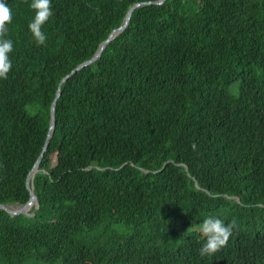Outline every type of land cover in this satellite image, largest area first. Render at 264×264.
Returning a JSON list of instances; mask_svg holds the SVG:
<instances>
[{
  "label": "trees",
  "instance_id": "16d2710c",
  "mask_svg": "<svg viewBox=\"0 0 264 264\" xmlns=\"http://www.w3.org/2000/svg\"><path fill=\"white\" fill-rule=\"evenodd\" d=\"M154 1L52 0L37 46L31 0H7L0 204L29 199L60 94L0 264H264V0ZM208 216L236 227L201 257Z\"/></svg>",
  "mask_w": 264,
  "mask_h": 264
},
{
  "label": "clouds",
  "instance_id": "9594fccd",
  "mask_svg": "<svg viewBox=\"0 0 264 264\" xmlns=\"http://www.w3.org/2000/svg\"><path fill=\"white\" fill-rule=\"evenodd\" d=\"M29 7L34 10V18L28 23V29L37 46H46L48 37L43 31L44 25L53 16L52 0H31ZM13 23V12L7 0H0V80H7L13 65L10 54L14 50L13 40L6 38L9 25ZM195 145L193 149L195 150ZM236 220L233 218L227 225L216 216L206 217L199 225L204 242L199 249L201 257H213L227 247Z\"/></svg>",
  "mask_w": 264,
  "mask_h": 264
},
{
  "label": "water",
  "instance_id": "95a60500",
  "mask_svg": "<svg viewBox=\"0 0 264 264\" xmlns=\"http://www.w3.org/2000/svg\"><path fill=\"white\" fill-rule=\"evenodd\" d=\"M164 0H156L154 1L155 3H162ZM140 4H143V3H136L135 5L131 6L127 13H126V16L124 17V20H123V23L117 27L116 29H114L106 39H104L98 49L96 50L95 54L88 60L82 62L81 64L77 65L71 72L70 74L76 72L77 70H79L80 68L90 64L91 62H93L96 58L99 57L101 51L104 49L105 45L114 37L116 36L120 31H122L124 29V27L127 25L128 21H129V18L131 16V13H132V10L134 9L135 6H138ZM70 74L66 75L61 81H60V84L67 78L70 76ZM60 94V89L58 88L56 94H55V97L51 103V107H50V118H49V125H48V132H47V137H46V140H45V144L42 148V151L39 155V157L37 158V160L35 161L32 169L29 171L28 173V176H27V179H26V185L27 187L29 188V193H30V197L29 199L17 206L16 208H13L11 209L8 205L9 204H0V208L1 209H4L6 210L8 213L14 215V214H19V213H24L26 215H30V214H33L35 209H37L38 207V201H37V197L35 196L34 192H33V185L31 184V177L34 175V173L37 171V167H38V164L46 150V147L48 145V141H49V137L51 135V133L53 132V129H54V126H55V119H54V108H55V103H56V99L57 97L59 96ZM34 207L33 211L30 213L29 212V209L31 207Z\"/></svg>",
  "mask_w": 264,
  "mask_h": 264
},
{
  "label": "rangeland",
  "instance_id": "374dc122",
  "mask_svg": "<svg viewBox=\"0 0 264 264\" xmlns=\"http://www.w3.org/2000/svg\"><path fill=\"white\" fill-rule=\"evenodd\" d=\"M33 207V206H32ZM31 207V208H32ZM30 210V209H29ZM39 264H61L60 261H56V262H42V263H39Z\"/></svg>",
  "mask_w": 264,
  "mask_h": 264
},
{
  "label": "bare ground",
  "instance_id": "6f19581e",
  "mask_svg": "<svg viewBox=\"0 0 264 264\" xmlns=\"http://www.w3.org/2000/svg\"><path fill=\"white\" fill-rule=\"evenodd\" d=\"M11 209H13V208H16L17 206H19V205H8Z\"/></svg>",
  "mask_w": 264,
  "mask_h": 264
}]
</instances>
